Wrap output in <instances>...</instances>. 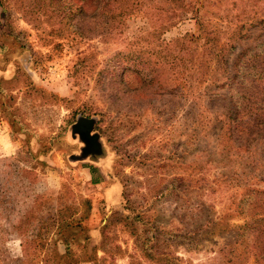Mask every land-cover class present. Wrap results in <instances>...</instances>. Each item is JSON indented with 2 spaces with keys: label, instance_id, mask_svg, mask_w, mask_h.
Instances as JSON below:
<instances>
[{
  "label": "rangeland",
  "instance_id": "obj_1",
  "mask_svg": "<svg viewBox=\"0 0 264 264\" xmlns=\"http://www.w3.org/2000/svg\"><path fill=\"white\" fill-rule=\"evenodd\" d=\"M1 1L0 264H256L236 243L242 190L211 155L227 93L174 85L156 52L194 20L132 0L104 38L79 0ZM232 3L264 19V0H213L223 40Z\"/></svg>",
  "mask_w": 264,
  "mask_h": 264
},
{
  "label": "trees",
  "instance_id": "obj_2",
  "mask_svg": "<svg viewBox=\"0 0 264 264\" xmlns=\"http://www.w3.org/2000/svg\"><path fill=\"white\" fill-rule=\"evenodd\" d=\"M170 1L179 12H185L194 20L195 29L156 44L160 47L156 52H161L159 56L163 53L161 65L172 76L174 85L204 84L212 85L211 92L217 87L226 91L227 101L221 109L218 108L221 125L216 147L211 151L212 160L216 165L225 166L227 170L224 173L229 175L227 179H233L242 190L237 207L245 221L238 226L236 243L255 258L256 264H264V171L260 173L259 166L264 165L259 163L264 159V150L260 151L261 147L264 148L263 16L253 8H241L238 3H232L227 13L231 30L223 40L218 38L210 22L213 0ZM2 2L0 0V4ZM63 2L68 5L72 0L49 1L55 5ZM79 2L83 23H88L94 28L92 32L104 38L120 33L123 17L138 9L132 0ZM40 10L41 7H37L33 12L46 15ZM171 25H162L160 32ZM89 32L83 27L79 34L85 37ZM234 40L246 44L228 71V58L235 49ZM149 254H154L153 258L163 264H183L179 256Z\"/></svg>",
  "mask_w": 264,
  "mask_h": 264
}]
</instances>
